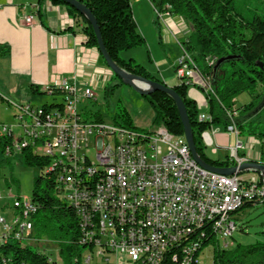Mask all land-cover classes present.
<instances>
[{"label":"built area","instance_id":"1","mask_svg":"<svg viewBox=\"0 0 264 264\" xmlns=\"http://www.w3.org/2000/svg\"><path fill=\"white\" fill-rule=\"evenodd\" d=\"M165 8L170 11V5ZM156 13L164 14L158 8ZM33 20V14L24 17L28 25ZM180 46L175 71L180 83L191 85L187 69L199 70L182 42ZM204 79L203 100L208 104L214 90L211 78ZM57 91L62 99L43 105L9 99L0 92L13 108L10 119L0 116V138L7 155L29 149L48 159L42 174L54 178L76 212L78 243L86 246L83 263L91 264L96 256L104 264H204L200 254L205 248H197L202 236H209L206 247H212V236H220L222 250L235 245L236 215L248 203L264 202V171L248 179L241 177L242 171L216 172L193 157L184 134L170 133L163 125L142 131L87 117L80 104L97 100L91 81L81 91L66 78L43 87L50 95ZM237 115L227 112L226 129L236 136L228 155L235 166L248 161L239 156L245 144L239 139ZM202 135L217 152L211 134ZM93 145L95 161L89 155ZM13 196L11 217L0 215V243L35 238L31 218L38 204L31 196Z\"/></svg>","mask_w":264,"mask_h":264},{"label":"trees","instance_id":"2","mask_svg":"<svg viewBox=\"0 0 264 264\" xmlns=\"http://www.w3.org/2000/svg\"><path fill=\"white\" fill-rule=\"evenodd\" d=\"M51 1L65 5L77 25H80L81 30L86 34V45L98 48L96 33L83 12L63 0ZM78 1L89 8L97 19L106 50L118 66L128 72L165 83L135 59L125 60L120 55L122 51L146 45L145 37L138 31L130 0ZM153 1L160 9L166 4L170 5V12L181 16L191 27L190 35L182 42V46L191 55L202 76L209 77L213 81L214 92L209 94L208 99L211 119L206 121L198 119L197 103L188 95L189 84L179 83L173 87L186 105L198 154L214 166L229 167L234 163L229 158L224 162H218L206 157L202 132L207 128L218 126L227 129L230 123L228 111H237L238 114L252 113L256 110L258 101L264 98V11L260 13L255 9L242 14L237 9L238 0ZM228 56L231 58L225 59L215 70L217 61ZM211 59H215L214 64H210ZM104 62L107 65L105 59ZM113 74L120 78L114 72ZM121 83H123L122 79ZM117 85H113L111 90L113 91ZM260 85L263 86L262 92L258 91ZM245 91L253 95L252 100L237 107V97ZM36 92L40 93L38 89L34 91ZM143 96L153 107L155 123L163 125L170 133L184 134L179 110L170 95L162 91H153ZM97 118L102 119L99 114ZM114 122L123 127L141 130L133 124L131 115L124 106L118 107ZM237 126L240 135L244 133L260 139L262 142L260 159L256 162L264 164V128L260 123L249 119L237 121ZM4 144L5 140L0 138L1 152H4ZM20 154L27 165L44 168L48 164L47 158L35 155L29 149H24ZM31 197L38 204V209L31 218L33 236L38 238L46 236L56 241L60 257L53 258L34 249L30 242L23 244L14 239L0 243V264H83L81 257L86 246L78 243L79 225L76 212L59 193L54 178H45L43 174L35 177ZM251 205L253 203H248L244 207ZM203 242L204 240L197 248H203ZM213 244L218 246L217 241ZM213 262L214 264H264V242L239 245L234 250L215 248Z\"/></svg>","mask_w":264,"mask_h":264},{"label":"crops","instance_id":"3","mask_svg":"<svg viewBox=\"0 0 264 264\" xmlns=\"http://www.w3.org/2000/svg\"><path fill=\"white\" fill-rule=\"evenodd\" d=\"M133 1L135 2L132 5L131 1V5L137 28L139 31L140 24L139 32L145 37V46L147 50L149 49L146 53L147 61L140 59L141 63L143 62L142 65L147 69L146 62L152 65L153 60L156 61L153 54L151 55L152 46L155 47L156 43L154 44V40L150 42L146 33L147 29L151 30V22H155L161 31V40L167 39L169 52L174 58L172 62L170 61V69L171 67L175 69V62L180 54L172 49L175 44L170 42L171 34L181 33L182 36L188 37L191 32L189 24L182 17L170 11L167 12L165 6L160 9L153 0L149 1L154 8V14L150 12L144 16L140 9L135 7L136 2L141 0ZM156 8L164 13L161 17L156 13ZM27 14L34 15L33 23L30 25L24 21ZM86 40V34L81 30V26L77 25L65 5L53 3L51 0H0L1 94L6 98L23 102L25 95H36L37 92L34 93L36 89L43 93L44 85L56 84L58 80L66 78L75 82L79 91L91 81L97 94V100L92 103H97L101 91L107 89L114 74L105 64L100 50L95 46H87ZM178 44L180 45V41ZM134 55L132 50L122 53L124 58H132ZM154 70L155 74H152L165 83L168 80L170 84H166L169 86L181 82L178 76L173 78L172 75H167L168 67L163 69L165 72L163 74L159 68ZM148 71L151 73L150 70ZM186 74L191 78V85L194 86V89L189 87L188 95L192 94V99L204 107L206 104L203 100L206 90L204 77L193 68H188ZM74 76H76L75 79H73ZM0 104L9 105L7 99L1 96ZM86 105L88 103L84 101L80 104V108L84 109ZM215 129L214 135L221 132L219 127ZM222 133L227 139L234 136L226 129H223ZM213 140L218 147L220 144L226 149L235 144V142H222L219 138H213ZM261 146L262 142L259 138L247 135L245 148L239 151V156L248 161H257L260 159ZM242 172L249 174L242 176ZM242 172L240 175L245 179L258 176V172L254 169H244Z\"/></svg>","mask_w":264,"mask_h":264},{"label":"rangeland","instance_id":"4","mask_svg":"<svg viewBox=\"0 0 264 264\" xmlns=\"http://www.w3.org/2000/svg\"><path fill=\"white\" fill-rule=\"evenodd\" d=\"M135 1H132V5ZM237 9L242 14L254 11L255 9L259 11L260 13H263L264 11V0H238L237 1ZM135 7H138L140 9V12L143 13L144 16L146 14L150 13L154 14V8L149 0H141L140 2H136ZM176 15V14H175ZM177 16V15H176ZM181 17V16H180ZM151 30L147 29L146 33H148V39L150 42L154 40V44L156 43V46L153 47V56L155 57L156 61L153 60V64H148L146 62V65L148 66L147 69L151 71V73L155 74V70L157 68L161 69V74H163L165 67H168V71L166 72L167 75H172L173 78H176L177 73L175 72V69L171 67L170 69V61L172 62L174 58H172L169 49H168V41L167 39L161 40L160 36V30L159 26L155 22H151ZM190 26V25H189ZM139 31H141V26L139 24ZM154 32H152L153 30ZM191 28V27H190ZM155 33V34H154ZM171 43H174L175 45L172 46V49H174L176 52L178 51L179 54H182L181 46L178 44V41L183 42L187 40L188 37H184L180 34H171ZM190 35V34H189ZM160 42L162 44L160 45ZM132 50L134 52V57L132 59H135L138 63H141L142 61H147L146 53L147 47L145 45L143 46H136L133 48H130L128 50L121 52V57L125 60L131 59L130 57L124 58L122 56L123 52ZM141 59V60H140ZM143 66V65H142ZM153 71H152V70ZM157 72V71H156ZM158 73V72H157ZM165 73V72H164ZM199 76V75H198ZM199 78L202 80V78L199 76ZM168 84L169 81L167 80ZM118 84L114 90L112 91L111 88L113 85ZM190 89H194L193 85H190ZM106 91V92H105ZM102 90L100 93V99L97 103H92L94 101H91L88 103V105L85 106V114H88L87 117L90 118H96L97 115H101L102 119L107 122L114 121V115L116 111L118 110L119 106H124L129 111L131 118L133 120V124L139 128H141L142 131H151L159 126L161 124L155 123V113L153 110L152 105L150 102L137 90H135L132 86L121 83V79L118 77L113 78L109 82V85L106 90ZM258 91H263V86L260 85L258 87ZM191 98H193V95L190 94ZM253 95L249 91H245L241 93L236 100V106L241 107L247 103H249L252 100ZM62 99L61 94L57 95H50L47 93H37L36 95H25L23 102H32L35 105H43V104H51L54 101H60ZM198 117L200 115H209V105L207 103L204 107H201L198 105ZM258 107V108H257ZM258 111L256 110L255 113L251 112H241L236 116V121L245 120L248 119L253 122L260 123L261 127L264 128V104L263 99H260L258 101V105L256 106ZM253 112V111H252ZM260 112V113H258ZM0 114L2 119H10L11 115L13 114V108L9 105L0 104ZM249 114H251L249 116ZM221 130L216 135L212 133L213 127L207 128L205 131L211 134L213 138H219L222 142H235L236 138L234 137L235 134L233 133V137H229L228 139L224 136L223 127L218 126ZM217 128V127H215ZM203 134V132H202ZM219 136V137H217ZM203 144H204V153L206 157L210 160L218 161V162H224L227 159V156L229 155V149L224 148V146L218 147L217 152L213 151V146L210 144H207L206 141L203 138ZM239 139L246 144L247 134L242 133L239 137ZM89 155L91 160H96V148L95 146H91L89 148ZM43 172V169L37 166H30L27 165L20 153H14L11 155H7L4 152L0 151V193L2 195V199H0V215H3L7 218H10L13 214V199L14 196H31L33 185H34V178L41 175ZM248 172H242L241 175H247ZM12 194V195H10ZM236 221L238 223V229L234 233V240L235 245L229 250L236 249L239 245H248L252 243H256L258 241L264 242V202H256L253 203L251 206L244 207L237 215H236ZM31 246L42 252L50 255L53 258L59 259L60 250L58 243L52 239L47 238L46 236L42 237H36L28 240L24 239L23 244L29 243ZM205 250L200 254V260L204 264H212L214 259V251L213 249L219 248L220 249V242L218 243V246L216 244H212V247H206L204 245ZM85 258V257H84ZM87 264V263H83ZM91 264H104L99 257H94Z\"/></svg>","mask_w":264,"mask_h":264},{"label":"water","instance_id":"5","mask_svg":"<svg viewBox=\"0 0 264 264\" xmlns=\"http://www.w3.org/2000/svg\"><path fill=\"white\" fill-rule=\"evenodd\" d=\"M66 4L73 6L74 8H76L77 10L83 12L88 19L90 20L93 29L96 33L97 36V40H98V48L103 56V58L106 60L108 67L117 75L119 76L124 83L132 86L135 90H137L138 92H140L141 94H150L153 91H162L164 93H167L168 95H170L176 105L177 108L179 110L180 116H181V120L183 122L184 125V135L187 138L189 147H190V151L193 155V157L200 163L202 164L204 167L216 171V172H220L223 174H234L236 172L239 171H243L244 169H254V170H262L264 171V164L260 163V162H256V161H244L242 162L240 165H232L229 167H218V166H214L211 165L209 163H207L206 161H204L201 156L198 154L197 152V147H196V143H195V139H194V134H193V130H192V126L189 120V116L187 113V108L186 105L184 103L183 98L180 96V94L175 90V88L173 86H169L166 83H162V82H158L149 78H146L144 76L141 75H137L131 72L126 71L125 69L121 68L120 66H118L110 57V55L108 54L106 47L103 43L102 40V36H101V30H100V26L98 24L97 19L95 18V16L93 15L92 11L87 8L84 4H82L81 2H79L78 0H63ZM230 59L231 56H228L226 58H220L216 65L214 66V69L216 70L219 65L225 61V59ZM260 66L262 67L263 65L260 63ZM136 81H142L145 82L149 85L148 88H141ZM213 83V81H212ZM263 104H264V98H263ZM258 108V107H257ZM256 108V110L258 111V109ZM256 110L252 113H255ZM251 114H249L250 116Z\"/></svg>","mask_w":264,"mask_h":264},{"label":"bare ground","instance_id":"6","mask_svg":"<svg viewBox=\"0 0 264 264\" xmlns=\"http://www.w3.org/2000/svg\"><path fill=\"white\" fill-rule=\"evenodd\" d=\"M136 82L141 88H148L149 87V85L145 82H142V81H136ZM202 240H204V242L202 243V247H204V245H206V243H209V236H202ZM202 240L197 241V246H198V244H201ZM214 241H217V244H218L220 242V236H212V244Z\"/></svg>","mask_w":264,"mask_h":264}]
</instances>
